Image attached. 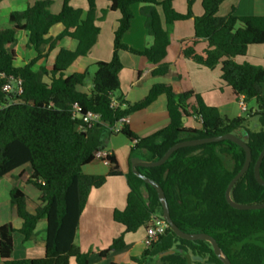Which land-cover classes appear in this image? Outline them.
<instances>
[{
  "label": "trees",
  "instance_id": "obj_1",
  "mask_svg": "<svg viewBox=\"0 0 264 264\" xmlns=\"http://www.w3.org/2000/svg\"><path fill=\"white\" fill-rule=\"evenodd\" d=\"M63 0L62 10L53 14V0H37L23 11L10 14L11 28L0 27V179L18 168L30 165L32 175L28 183L40 193L35 213L27 209L28 196L19 188L10 192L11 205L23 221L16 230L12 224L0 227V263L3 264H90V254L83 253L76 243L77 228L93 189L103 187L108 177L123 176L115 155L105 159L110 164L108 176H88L82 168L96 159V154L108 148L114 135L112 129L122 120L152 105L161 95L168 100L170 123L167 127L141 137L124 124L120 132L133 144L130 152L131 170L126 175L130 192L124 210H115V222L136 233L154 224V217H163V206L157 191L132 171V159L160 160L174 145L187 140L208 139L234 134L244 140L252 152V163L246 174L231 192L234 202L246 205L264 203V186L255 177V165L264 149V67L240 64L237 57L245 56L251 46H264V16L219 17L226 0H202L204 15L196 17L194 0L188 1V12L178 13L174 0H109L110 10L119 11L121 18L115 31L114 53L110 62L96 64V72L89 71L66 76L68 68L80 57H87L100 34L97 25L96 0H86L88 12ZM134 4H148L142 8L146 27L153 37L151 47L138 51L123 43L130 29ZM161 7L167 28H164L157 7ZM107 11L100 19H104ZM194 20L195 37L183 41L182 56L209 69L222 66V80L236 95L255 100L256 110L247 117L228 118L216 107L208 106L199 94L188 91L176 94L165 84L155 85L141 101L132 104L117 99L121 89L123 70L119 52L126 51L156 65L154 76L169 73L165 63L171 44L175 22ZM55 25H63L58 37H48ZM21 32L29 33V46L37 57L23 67L15 65L17 55L10 47ZM64 38L78 42L75 51L61 50L51 70L34 65L53 51ZM201 42H207L202 52ZM48 47V52L43 51ZM21 79V95L2 92L10 78ZM45 78L48 81H45ZM88 82L90 94L80 92L79 86ZM81 115L94 112L103 124L89 127L82 119H74V106ZM201 120L199 130L186 128L183 118ZM257 118L259 131L249 129V120ZM78 125L85 130L79 131ZM242 133V134H241ZM230 158L231 165L227 163ZM246 160L243 148L231 141H221L177 150L162 166L138 167L144 176L156 181L164 190L173 222L186 233H205L216 240L226 259L232 264H264V209L241 211L226 199V191ZM264 180V160L261 166ZM47 221L45 255L41 259H13L14 235L19 232L28 242L40 221ZM125 234L116 238L101 257L125 248ZM191 256L206 260V264H224L208 241H189L178 237L168 226L159 240L140 257L136 264H193ZM156 264V263H155Z\"/></svg>",
  "mask_w": 264,
  "mask_h": 264
},
{
  "label": "crops",
  "instance_id": "obj_2",
  "mask_svg": "<svg viewBox=\"0 0 264 264\" xmlns=\"http://www.w3.org/2000/svg\"><path fill=\"white\" fill-rule=\"evenodd\" d=\"M35 1L37 0H0L1 29L12 27L9 21L12 12L23 11ZM53 1L51 12L59 14L62 10L63 0ZM157 1L162 2L163 0ZM96 4L97 17L99 18L97 25L100 27L97 43L87 57L78 58L68 68L66 76L86 71L93 75L96 72L97 63L110 62L113 59L115 31L118 28L121 13L110 10L111 2L109 0H96ZM71 5L76 9H81L83 19L86 18L88 12L86 0H73ZM147 6L149 5L134 4L131 7L134 18L130 29L122 39L124 44L138 51H143L154 43V39L146 27V17L142 13V8ZM173 7L178 13L186 14L188 1L174 0ZM157 10L164 28H167L162 8L158 6ZM104 11H107L106 16L104 19H100ZM193 12L196 17L204 15L202 0H194ZM232 14L237 17L264 16V0H226L221 5L218 16L224 18ZM63 31V25H55L51 28L48 37L56 38ZM194 37L193 19L175 22L171 31V44L164 61L169 64L170 71L165 76H154L153 71L157 66L148 63L145 59L126 51L119 52L123 64V70L120 73L121 89L114 94V99L117 101L121 97L124 101L135 104L143 100L155 85L165 84L171 86L176 94L194 91L202 97L208 106L216 107L222 116L228 118L244 117L245 114L254 112L256 110L255 100H247L244 96L236 95L222 80L221 65L215 69H209L182 56L183 41ZM77 46L76 40L64 38L46 58L34 65V70L38 71L40 68L51 70L61 50L75 51ZM206 46L207 42H201L196 49L198 52H202ZM10 49L15 51L17 55L15 63L17 67L28 65L37 57V52L32 46H29V33L27 32L18 34L17 42ZM43 51L47 53L48 47H44ZM236 61L240 64L249 63L264 67V46H251L247 54L237 57ZM45 81L47 82L48 79L45 78ZM78 90L90 94L92 85L88 82L85 86H79ZM241 103H245L246 112H242ZM253 119L255 118L250 120ZM169 123L167 96L161 95L148 108L134 113L127 118L126 122L118 123L116 128L119 131L111 136L108 148L100 152L103 158L111 154L115 155L124 175L108 177L103 187L93 189L81 214L76 243L83 253L90 254V264H136L132 258L140 257L147 249L145 246L146 227L139 229L136 233L127 234L126 228L114 220L115 210L126 208L127 197L130 192L126 175L131 170L130 152L133 144L120 130L124 124H128L137 135L146 137L167 127ZM184 125L189 129L199 130L202 128L201 121L195 117L187 118ZM103 158H96L91 164L84 166L82 172L88 176H108L110 164ZM31 175V166L27 164L0 179V227L5 224H12L16 230L22 228L23 221L11 205L10 192L14 187L21 189L28 196L27 209L29 212L35 213L39 205L40 193L28 183ZM32 199L38 204L34 208L30 205ZM46 231L47 221L42 220L38 223L33 237L28 242L24 241L22 234L15 233L13 259L43 258L46 247ZM122 234H125V248L112 252L104 258L101 257L100 253L109 249L113 241ZM70 264L77 263L71 259Z\"/></svg>",
  "mask_w": 264,
  "mask_h": 264
},
{
  "label": "water",
  "instance_id": "obj_3",
  "mask_svg": "<svg viewBox=\"0 0 264 264\" xmlns=\"http://www.w3.org/2000/svg\"><path fill=\"white\" fill-rule=\"evenodd\" d=\"M187 120V117L183 118V122L185 123ZM231 141L237 145H239L241 148L244 149L246 153V160L244 163L243 168L241 171L233 178L231 183L228 186V189L226 191V199L227 202L237 210L241 211H248V210H261L264 209V203L262 204H255V205H246V204H239L236 203L232 200L231 198V192L235 184L246 174V172L249 170L251 163H252V152L250 147L247 145V143L242 140L240 137L234 134H226L223 136H218L214 138H208V139H193V140H187V141H182L176 145H174L171 149L167 151V153L158 161H145L140 158H134L132 159V171L133 173L141 178L145 183L149 184L152 186L158 194V197L162 203L163 206V218L168 224V226L171 228V230L180 238L189 240V241H208L209 243L212 244L213 249L217 257H219L224 264H232L228 259L225 258L223 255L221 248L219 247L218 243L216 242L215 239L210 237L209 235L205 233H186L179 229L177 225L173 222L169 210V206L166 201L165 193L162 187L154 180L142 175L137 168L138 167H148V168H155V167H160L164 165L171 157L172 155L179 149L185 148V147H194V146H199V145H204V144H209V143H215V142H221V141ZM264 160V149L262 153L260 154L256 165H255V177L256 180L258 181L259 184L264 186V180L261 178V166Z\"/></svg>",
  "mask_w": 264,
  "mask_h": 264
},
{
  "label": "built area",
  "instance_id": "obj_4",
  "mask_svg": "<svg viewBox=\"0 0 264 264\" xmlns=\"http://www.w3.org/2000/svg\"><path fill=\"white\" fill-rule=\"evenodd\" d=\"M9 83L4 85L2 88V92L6 94H16V95H21L23 93L22 89V80L21 79H15V78H10ZM118 102L113 99V106H117ZM5 106L0 104V110L4 109ZM241 110L242 112L247 111V107L245 103H241ZM74 119H82L84 124H87L89 127H92L95 124H103L101 120V116L97 113L94 112H88L84 115H81V108L77 105L74 106V111H73ZM126 119H122L119 123L121 122H126ZM201 121V120H200ZM77 129L79 131L85 130L82 125H78ZM112 131L118 132L119 130L116 128V126L112 129ZM107 157V156H106ZM105 157V158H106ZM96 158L101 159L102 154L99 152L96 154ZM103 158V159H105ZM154 224L149 226L147 228V236L145 240V246L149 248L153 243L157 242L159 238L165 233L166 229L168 228V224L164 220V218H157L154 217L153 219Z\"/></svg>",
  "mask_w": 264,
  "mask_h": 264
},
{
  "label": "rangeland",
  "instance_id": "obj_5",
  "mask_svg": "<svg viewBox=\"0 0 264 264\" xmlns=\"http://www.w3.org/2000/svg\"><path fill=\"white\" fill-rule=\"evenodd\" d=\"M97 68H96V66H95V70H96ZM95 72V71H94ZM93 72V73H94ZM248 115H244V117H247ZM260 128H261V126H260V123H259V120L258 119H253V120H250V122H249V129L250 130H252V131H259L260 130ZM242 134V133H241ZM227 163L229 164V165H231V160H230V158H227ZM30 205H31V207L32 208H34V207H36V205H38L37 204V202L34 200V199H32L31 200V202H30ZM160 216L161 215H159L158 216V218L160 219ZM191 258H192V263L193 264H206V260H203V259H199V258H197V257H194V256H191ZM156 264H162L160 261H157L156 260V262H155ZM154 263V264H155Z\"/></svg>",
  "mask_w": 264,
  "mask_h": 264
}]
</instances>
